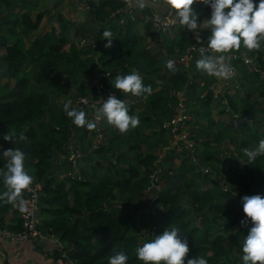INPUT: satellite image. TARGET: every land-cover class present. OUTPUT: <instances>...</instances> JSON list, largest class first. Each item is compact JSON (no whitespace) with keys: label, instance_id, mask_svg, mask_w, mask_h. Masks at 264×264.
<instances>
[{"label":"trees","instance_id":"trees-1","mask_svg":"<svg viewBox=\"0 0 264 264\" xmlns=\"http://www.w3.org/2000/svg\"><path fill=\"white\" fill-rule=\"evenodd\" d=\"M77 2H86L83 10H90L84 22L73 23L60 13L59 28L44 32L39 30L42 13L33 21L27 10L20 23H14L9 18L14 17L12 7L17 0H0L4 11L0 29L6 31L0 35V58L6 63L4 84L10 85L0 91V142L6 150L20 148L25 153L31 185H40L37 228L63 244L57 250L69 264H108L121 251L128 256L127 264H143L136 249L169 227L179 228L181 238L189 241L185 261L204 257L208 264H242V244L251 227L241 224L245 216L242 197H264V156L248 163L243 154L245 148L264 139L260 130L264 129V45L259 50L241 46L250 56L256 55L253 64H247L250 72L241 70V58L230 60L231 65L240 63L242 75L238 76L246 93L222 96L226 103L217 122L211 111V80L194 67L201 50L193 51L187 66L178 60L186 52L187 34L193 33L180 26L169 38L153 26L154 12L157 7L166 10L165 3L152 1V8L151 0H146L147 6L140 9L138 1L133 8L125 0ZM196 4L194 10L202 22V4ZM148 16L152 18L146 19ZM139 26L151 38L157 37L156 49L138 35ZM151 26L155 32L150 31ZM105 29L114 33L110 48L104 47L106 40H100ZM200 34L206 47L210 32L201 25ZM12 35L16 38L9 42ZM30 35L27 44L24 37ZM213 53L204 50L205 55ZM169 60L175 62V72L166 67ZM133 71L151 86V95L134 96L113 88L130 114L140 118L134 129L120 133L104 117L98 128L77 126L61 105L68 103L60 101L62 94L65 99L92 94L96 100L98 93L91 79L98 73L101 83L112 87L116 75ZM178 92L185 95L186 112L192 115L185 127L202 165L184 162L185 171L158 155L165 143L161 131L170 137L162 124L174 114ZM85 118L95 125L93 117ZM5 135L26 139L7 141ZM99 135L101 143L94 148ZM74 143L79 148L72 151L79 156L73 158L69 147ZM76 165L79 172L74 173ZM63 166L68 175L59 179ZM223 169L231 176L229 180L220 176ZM5 190L0 180V192ZM28 198L23 191V211ZM152 198L159 204L156 208L149 204ZM118 206L120 210H116ZM23 211L19 200L14 204L0 201L1 228L22 232Z\"/></svg>","mask_w":264,"mask_h":264},{"label":"clouds","instance_id":"clouds-1","mask_svg":"<svg viewBox=\"0 0 264 264\" xmlns=\"http://www.w3.org/2000/svg\"><path fill=\"white\" fill-rule=\"evenodd\" d=\"M199 3L210 9V16L199 21L198 14L192 7ZM146 0H138V7H146ZM166 6L174 11L179 24L186 26L187 30L196 34L200 42L199 33L201 25L208 30L206 48L218 55H205L201 47V58L196 60L194 67L210 77L230 79L234 70L226 53L238 50L241 46L248 50H259L264 45V0H167ZM106 40L104 47L110 48L114 40V33L110 29L102 32V39ZM179 60V59H178ZM166 67L175 72V62L169 60ZM115 89L124 94L134 96L151 95L152 88L145 85L142 76L133 71L130 74H118L111 81ZM64 110L77 126H86L92 129L95 125L85 118V113L70 107V102L64 105ZM98 115L106 118L108 124L114 126L120 133L134 129L140 124V118L131 115L129 108L123 100L115 95L103 101ZM7 141L13 139L25 140L26 137H10L5 135ZM243 154L248 163L254 162L258 157L264 156V139H260L253 148H245ZM0 180L6 190L0 192V201L14 204L19 200L23 211L22 193L32 184V177L25 168V153L20 148L7 149L0 153ZM244 218L241 224L250 223L251 227L242 244V264H264V197L252 195L242 197ZM179 228L169 227L162 234L156 235L136 249V257L143 264H208L204 257H192L185 261L189 253V241L181 238ZM128 256L118 252L110 257L108 264H127Z\"/></svg>","mask_w":264,"mask_h":264},{"label":"rangeland","instance_id":"rangeland-1","mask_svg":"<svg viewBox=\"0 0 264 264\" xmlns=\"http://www.w3.org/2000/svg\"><path fill=\"white\" fill-rule=\"evenodd\" d=\"M46 1V2H45ZM56 1L58 0H17V3L14 5V7H12V15L14 17H10L9 19L14 22V23H20V16L26 12L28 10L29 12V16H31L32 20L34 21L35 17L37 16V14L39 13H42L43 15V19H42V22H41V26H40V29H43V31H50L51 28L53 26L59 28V23L57 21V17L58 15L57 14H62L64 18L68 17L70 18V21H72L73 23H77V22H84L86 20V15L88 16L89 14V11L88 10H83L85 7H86V4H83V3H86V2H83L82 4L78 5L77 1L75 0H59L58 4L55 5ZM157 3L158 0H151V3ZM162 3H165V9H169L167 6H166V2L167 0H160ZM80 2V1H79ZM152 3V8H155V4ZM128 5V4H127ZM154 5V6H153ZM129 6V5H128ZM198 7L197 4H194L192 7L195 8V7ZM134 6H131V8H133ZM75 8V10L72 11V9ZM0 10V15L1 13H4V11ZM162 11H165V10H162L160 9V7H157V11L154 12L153 14V17L155 16H158V15H161L160 12ZM86 12H88L86 14ZM202 12L203 13V18L202 20L208 18L210 16V9L205 6V5H201V11L199 10V13ZM91 13V12H90ZM152 18V16H150ZM149 16L146 17V19H151ZM2 20H0V23H1ZM6 22V20H5ZM155 26V24L153 25ZM182 25L178 24L174 29H167L165 32H160L161 36L163 35H167L169 38L171 37V35H173L177 28L180 27ZM6 28V25L4 26ZM186 26H182L181 28L179 29H185ZM139 32H138V35L140 37H144L143 40L146 42V44L148 45H151L153 46L155 49H156V39L157 37H154L151 38V36L147 35V33H145L144 31V28L142 26H139ZM73 32V28H71L70 32ZM150 31H154V27H150ZM4 31L3 29H0V35H3L4 34ZM36 33V31H35ZM16 36V34H15ZM31 37V35L28 37V36H25L24 39L26 41V43L28 44V39ZM16 38V37H15ZM14 36L12 35L10 38H9V42L10 41H14ZM194 39V36H189L187 34V37L185 39V45H184V48L186 51L192 46V40ZM84 44V43H83ZM207 46V45H206ZM181 47H183V44H181ZM152 49V48H151ZM155 49H152V52H155L156 50ZM205 51L209 52L210 54H212V51L209 50L208 48L204 49ZM2 51H3V48L0 47V52L2 54ZM230 53H234L233 55L230 54ZM0 54V55H1ZM186 53H183L181 54L178 59L181 60L184 55ZM213 55H218V54H214ZM230 62V58L229 57H233L232 59H235V58H241V60L244 61V67L241 69V66H240V63H237L236 65L235 64H232V67H233V70H234V74L233 76L230 78V79H218V78H215V77H210V80L211 82L209 84H211L210 86L208 85V89L210 90H213L214 91V101L213 103L211 104V111L213 113V119L214 121H220L221 119V116L219 114V110L221 109V107L223 106V103H226L225 99L222 97V96H230V97H233L235 94L237 93H246L245 90H244V87L242 85H244L245 83L242 82V79L240 78V76L238 75H242V72L240 71L244 69V71H248L250 72L251 71V67H249L250 65L253 64V60H256L255 57L256 55L254 56H250L248 54V51L244 50V49H239V50H234V52H229V53H226L225 54ZM229 55V56H228ZM191 57V56H188L187 59ZM192 58V57H191ZM249 66H248V65ZM6 66V63L0 58V91L1 90H4V89H8V86H10L9 84H4V81L5 78H8V76L6 77V75L4 74V68ZM239 71V73H237ZM98 76H99V73L97 74V76L95 75L92 79H91V85L93 87L96 88V82L98 80ZM239 77V78H238ZM113 87V86H112ZM261 90H262V87H261ZM72 91H75V88H72ZM61 93V92H60ZM204 93H206V90L204 91ZM67 99H65V95L62 94L60 96V101L63 102V99L66 100V102H70V107L71 108H75L76 109V102L80 99V98H85V99H94L96 97L92 96V94H89L87 96H66ZM72 99V100H71ZM98 99V98H97ZM100 100V99H99ZM62 107L64 108V105L65 103H62L61 104ZM94 109V108H93ZM79 111H83L84 113L86 112V116L87 115H94V114H97L98 113H95V111H87L85 108L83 109H77ZM228 110V108H227ZM101 117V120L103 119L102 116ZM203 124H206V121L205 123ZM95 127H100L96 122H95ZM103 127V126H102ZM104 128V127H103ZM215 129V127H214ZM213 129V130H214ZM149 131H152L153 130V127L152 128H148ZM261 131H264V129L261 127L260 128ZM162 134H163V137H162V140L165 142L164 144H161V146L159 147V149H161L159 152H158V155H159V159H166L168 157V162L170 164H172L174 167H178V168H182V171H185V168L183 165V163L185 162L186 164H195L197 166H199L201 164V156H198L196 153H195V150L192 148L191 149H187V148H184L182 150L178 149L176 147V149L172 148L171 147V143H170V137L169 135H167V138L164 136V133L163 131H161ZM184 133L187 134L188 136H190V133L188 131V126L185 127L184 129ZM158 134L160 135V132H158ZM101 136L99 135L98 136V139L94 145V148L99 145L101 143ZM192 141V140H191ZM188 142V145L190 144L189 141ZM193 143V141H192ZM3 145V144H2ZM4 146V145H3ZM73 147H77L79 148V145L74 143L73 145H71L69 147V150H70V155L71 157H75V156H79L78 155V152L75 151V153L72 151V148ZM189 147V146H188ZM176 152H175V151ZM185 150V154L182 153V151ZM162 163V161H161ZM202 165H200L201 167ZM79 167L76 165V167L74 166V170L75 172L74 173H77L79 172ZM166 170H169V168H167ZM161 171V166H160V169H159V172ZM70 174H73V172L71 171ZM171 174H173V170L171 171ZM66 175H68V172L65 171V167L63 166L61 168V172L59 173V179L65 177ZM223 180H229L230 179V175L229 173H227V171L225 169H223L221 171V175H220ZM77 178L79 179L80 177L77 176ZM230 184H232L234 187H236V182H233ZM39 189L40 188V185L39 184H36ZM55 185V183H54ZM155 189V186H152L151 189L149 190V192L151 193L152 195V192L153 190ZM148 190V189H147ZM40 192V191H39ZM38 192V193H39ZM148 192V194H149ZM156 193V192H155ZM40 195V193H39ZM154 198V197H153ZM153 198L150 199L149 201V204H152L153 203V208H156V206H159V204H156L154 201H153ZM120 206H118L116 208V210H120L119 208ZM41 218V217H40ZM41 220V219H40Z\"/></svg>","mask_w":264,"mask_h":264},{"label":"built area","instance_id":"built-area-1","mask_svg":"<svg viewBox=\"0 0 264 264\" xmlns=\"http://www.w3.org/2000/svg\"><path fill=\"white\" fill-rule=\"evenodd\" d=\"M160 14L161 15L153 17V25L155 24L154 27L157 31L165 32L167 29L176 27L179 24V21L176 18L174 11L166 9L165 11L160 12ZM192 33L194 36L193 40H195V43H193L192 46L185 52L186 54L184 55V57L179 60L181 63H184L185 66H187V64L191 61L193 51L201 50V47H203L201 34L199 33L200 42L198 43L196 39V34L194 32ZM204 49H206V47H204ZM188 56L191 57L187 59ZM229 58L232 59L233 57ZM96 90L98 93V99L93 100L80 98L76 102V109L90 108L92 111H95V113H98L100 106L103 104V101L106 100L109 95L117 96V90H115L113 87H106L104 84L101 83L99 78L96 82ZM90 116L93 117L94 122H96L98 125H101L102 120L99 115L94 114ZM191 119L192 115H189L186 112V97L182 92H178L177 103L174 107V114L171 118L164 121V123L162 124L164 128L169 129L170 143L172 148L176 149L177 147L180 150L184 148L192 150L193 143L189 138L190 136L184 133L186 121ZM187 141L190 142L189 145ZM5 150V147L0 142V153H3ZM24 191L29 196L28 200H26V207L24 208V211L22 213L24 230L22 232H11L1 228L0 226V237L10 241L45 240L48 235L41 233L37 228L38 222L40 220L38 193L39 187L37 185H30ZM55 242L58 250L61 251V249L63 248V244L56 239ZM63 256L66 257L65 255ZM66 261L69 262V260Z\"/></svg>","mask_w":264,"mask_h":264},{"label":"crops","instance_id":"crops-1","mask_svg":"<svg viewBox=\"0 0 264 264\" xmlns=\"http://www.w3.org/2000/svg\"><path fill=\"white\" fill-rule=\"evenodd\" d=\"M127 0L129 6L137 4ZM0 264H69L61 259L55 238L48 235L45 240L10 241L0 239Z\"/></svg>","mask_w":264,"mask_h":264}]
</instances>
